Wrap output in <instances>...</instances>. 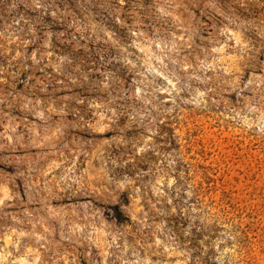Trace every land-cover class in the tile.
Segmentation results:
<instances>
[{"label":"rangeland","instance_id":"374dc122","mask_svg":"<svg viewBox=\"0 0 264 264\" xmlns=\"http://www.w3.org/2000/svg\"><path fill=\"white\" fill-rule=\"evenodd\" d=\"M0 264H264V0H0Z\"/></svg>","mask_w":264,"mask_h":264},{"label":"trees","instance_id":"16d2710c","mask_svg":"<svg viewBox=\"0 0 264 264\" xmlns=\"http://www.w3.org/2000/svg\"><path fill=\"white\" fill-rule=\"evenodd\" d=\"M113 210H114V213H115V216L118 220H121L122 219V211H121V208L120 206L118 205H114L113 207Z\"/></svg>","mask_w":264,"mask_h":264}]
</instances>
